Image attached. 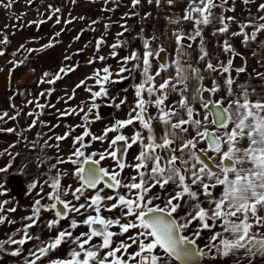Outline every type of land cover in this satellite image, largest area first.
<instances>
[{
    "label": "snow or ice",
    "instance_id": "obj_1",
    "mask_svg": "<svg viewBox=\"0 0 264 264\" xmlns=\"http://www.w3.org/2000/svg\"><path fill=\"white\" fill-rule=\"evenodd\" d=\"M34 2L35 0H28V5H34ZM120 2L121 0H104L105 4L115 3L117 6ZM141 2L142 0H131V8L135 9ZM147 2L160 6L162 0ZM166 2L172 6L176 0ZM252 2L254 0H241L244 5ZM71 3L75 4L76 0H71ZM225 5H233L227 11L235 12L234 0H187L182 16L166 17L169 24L175 25L172 36L175 39L176 57L171 64L161 59L166 52L163 44L155 48L152 46L158 37L146 38L141 35L144 48L142 54L133 50L128 56L119 58L115 73L109 66H104L77 83L65 103L74 99L76 90L81 87L90 93L92 103L88 106L82 102L75 107L68 105L64 110H57L58 118L79 116L81 120L80 124L68 126V130L62 135L54 133L58 124L51 125L39 120L44 114V108L54 106L35 100V107L40 111L27 114L35 117L27 130L40 123L53 133L48 139L57 141L55 147L58 150L60 142L71 138L72 151L67 157H61L58 153L56 163L50 165V171L54 169L55 175H49L43 183L35 180L30 182L29 190L39 189V198L34 200L31 214L21 218L25 221L23 227L0 240V252L8 251L6 246L15 245L9 254L20 257L24 246L32 241L34 245L28 250V255L23 257L22 264H42L45 258L58 251L65 243L74 247L70 248L66 257L49 259L48 264H173L174 261L179 264H200L204 257L210 255L212 259L231 256L235 258V264H241L242 261L251 264L254 257H264V216L259 214L264 209V93L258 94L247 83H238V75L247 72L243 62L246 57H242L229 39H224L221 45L222 52L228 57L226 62L219 58L215 61L207 59L209 53L201 39L200 55L194 63L187 51L193 44L185 43L196 41L202 37L205 27L218 23L219 27L214 29V35L229 34L231 37H240L241 44L245 47L253 42L264 47V40L258 39L264 36V2L257 6V13L260 15L252 16L249 13L243 21L234 15H217L214 9ZM11 6L9 0L6 7ZM48 10L52 15H48L47 19L51 20L56 16V23H61L60 16L56 15L61 13V9L50 4ZM115 10L102 9L108 12ZM132 15L136 13H125L122 19ZM79 19L84 20L85 17L81 16ZM72 22V19L63 21L65 24ZM98 22L93 20L92 24ZM185 22L192 23L191 31L185 30ZM44 23V19L29 22L38 29ZM233 24L237 26L236 31H231ZM104 27L107 32L111 25L105 24ZM120 27L123 31L116 34L117 38L129 30L126 23ZM55 36L59 37L60 32L55 33ZM0 43L8 44L7 36ZM104 43V36L97 39V52ZM126 43L118 39L116 43L109 45L112 49L110 57L117 58L118 52L115 50L126 46ZM52 46L53 41H50L40 51ZM4 54L0 51V56ZM252 54L255 56L256 52L253 51ZM236 57L242 59L239 67L234 65ZM107 58L96 57L101 62ZM64 59L67 61L70 57L65 56ZM154 61H160L155 71ZM200 62H204L203 69L197 66ZM12 63L18 66L15 62ZM88 63L93 64L95 60L90 59ZM77 67L78 65L62 66L51 74L46 71L40 82L55 84L70 72L76 71ZM170 68L175 69L174 74L170 72ZM135 71L140 72L142 79L134 85L136 100L130 106L126 118L116 119L99 135L93 133L92 124L102 119L93 111L99 107L95 102L96 98L110 97L106 85L119 82L111 80L113 75L126 80ZM165 72L169 74L165 76ZM233 72L237 76H233ZM126 73L129 75H124ZM205 73L216 74L211 87L204 83ZM255 75L264 80V72H257ZM221 79L223 85L220 83ZM87 80H94L99 90L94 91L86 83ZM222 87L226 95L214 98ZM52 91L53 89H48L39 96L51 95ZM172 93L179 94L180 99L167 105L165 102ZM28 103L32 104L34 101ZM197 103L199 109L194 106ZM126 104V97L119 98L113 107L119 109ZM149 105L157 109L156 116L148 113ZM19 114L17 112L9 119L16 120ZM6 116L8 113L4 112L0 115V120ZM154 121H159L163 126L162 134L155 131ZM137 123L139 128L131 136L126 135L123 130L129 126L134 127ZM76 129L83 131L80 135L72 136ZM6 131L11 133L15 129L9 128ZM110 133L115 135L109 138ZM37 135L39 137L41 134ZM86 137L89 140L86 141ZM93 142H107L108 147L86 153L85 149L91 147ZM201 144L205 147H200ZM134 145L140 150L133 157L134 162L130 163L127 161V154ZM45 147L52 145L46 140ZM47 159L50 158L45 155L41 162ZM108 159L114 162V167L106 168L102 165ZM66 163L75 166L71 172L78 182L75 188L72 185H62V178L69 173L59 169L58 165ZM125 169H132L135 174L124 177L122 173ZM7 170L3 168L0 172ZM218 186L222 187L219 196L214 193ZM44 187L50 189L46 196ZM156 188L160 191L154 192ZM106 189L111 190L112 194H104ZM89 190L91 195H88ZM4 194L0 191V195ZM69 194L72 200L66 199ZM44 199L50 203H42ZM8 203V200L0 201V224L15 223L3 214L17 211L16 208L6 207ZM117 210L119 215L116 216L103 214ZM42 211L54 213L55 218L47 222V227L49 230H57L55 237H49L46 241L30 231L37 226ZM77 217L82 219L78 220ZM66 219L70 220L69 227L58 228L61 221ZM80 226H86L87 231L75 235L74 230ZM217 227L220 231H215ZM113 228H118V231H113ZM205 230L211 232V235L201 247L199 240ZM17 234L19 238H16ZM117 237L122 239L117 241ZM95 240L99 242L96 243ZM133 247L136 250L129 251Z\"/></svg>",
    "mask_w": 264,
    "mask_h": 264
},
{
    "label": "rangeland",
    "instance_id": "obj_2",
    "mask_svg": "<svg viewBox=\"0 0 264 264\" xmlns=\"http://www.w3.org/2000/svg\"><path fill=\"white\" fill-rule=\"evenodd\" d=\"M88 2L97 4L104 3V0H95V2H92V0H76L75 4H72L71 0H35L32 6L28 5V0H11V7H6L9 0H0V40L4 36H7L9 40L6 45L0 43V51L5 53L0 56V115H3L4 112L8 113V116L0 120V169H8L6 172H0V185H3L4 190L6 188L8 193L7 200L9 203L6 207L17 209L15 212H6L7 218L14 220L15 223H5L0 227L5 239L8 235L15 232L16 229L23 227L25 221L21 218L31 214L33 202L39 198L37 196L39 189L29 190L30 182L35 180L38 183H43L47 172H55L54 169L50 171V165L56 163L58 152L61 155L60 149L58 150L55 147L56 140L48 139L53 135L48 127L37 123L31 130H27L35 118L27 114L40 111L35 107V100L39 99L41 104L54 106L44 108V114L39 117L40 121L49 122L51 125H59V127L55 128L54 133L63 126L68 130V126H75L81 123L79 116L58 118L57 110H64L68 105L75 107L81 105L82 102L88 106L92 103L90 101V93L86 92L83 87L76 90L74 99L65 103L67 97L72 95V91L59 92L61 79L55 84L40 82L44 72L55 73L62 67V61L59 59V55H61V50L58 49L61 42L59 40L63 38L61 30L66 31L69 25L63 23V21L76 19ZM50 4L54 8L59 7L61 9V13L56 14L60 16L61 23H56V16H53L51 20L47 19L48 15H52L48 10V5ZM127 5H131V0H121L119 6L115 4V7H125L126 11H129ZM41 13L44 15L41 16ZM37 19L46 20V23L41 25L39 29L35 24H29L30 21ZM129 23L133 27L131 19ZM57 32H60L59 37L55 36ZM50 41H53V46L40 51ZM21 45H24V47L21 48ZM27 49H32L33 51L29 52ZM64 58L63 56V60H65ZM21 61L23 63H20ZM12 62H15L18 66H14ZM63 63L67 64L66 62ZM66 80V85H70L71 77ZM91 82L95 83L94 80ZM48 89H53L51 95L39 96L41 92H45ZM103 99L104 97L96 98L95 102L99 107L93 110L102 119L111 116L113 112V106L104 103L105 100ZM29 101H34V103L29 104ZM17 112L20 114L16 120L9 119V117L15 116ZM9 128L15 129V131L11 133L6 131ZM78 130L79 134L83 131V129ZM78 130L74 131L75 134L78 133ZM38 133L41 134L39 137ZM46 140L52 147H45ZM96 145L97 142H93L91 145L93 147H89L87 150L91 151ZM69 149L71 151V146ZM45 155L50 159L42 163L41 158ZM61 167L62 165L59 164L58 168L60 169ZM2 189L0 188V191ZM48 214V211H42L37 226L30 230L34 235L41 237L43 233L49 234L51 232L47 227V222L50 220L47 217ZM42 224L44 227H42L40 232ZM215 231H220L219 227ZM210 235L211 232L208 230L202 233L201 238L204 240V244L208 242ZM16 238H19V234H17ZM41 239L46 241L49 238L44 239L41 237ZM33 245L34 242H28L24 246L21 257L10 255L11 261L22 264L23 257L28 255V250ZM9 247L15 248L16 246L11 245ZM207 257L211 258V255ZM217 258L220 257L218 256ZM217 258L213 260H217ZM49 259H55V257L50 254L48 258L42 261V264H48ZM2 260H4V257L0 259V262Z\"/></svg>",
    "mask_w": 264,
    "mask_h": 264
},
{
    "label": "crops",
    "instance_id": "obj_3",
    "mask_svg": "<svg viewBox=\"0 0 264 264\" xmlns=\"http://www.w3.org/2000/svg\"><path fill=\"white\" fill-rule=\"evenodd\" d=\"M264 2V0H254V2L250 3L249 5H244L241 3V0H234V7L235 12H229L227 11V8L229 6L233 5H225L223 8H216L214 11L219 15L220 13H224L225 15H234L238 20H245L249 13H251L252 16L260 15V13H257V6L259 3ZM84 9H82L79 13V16L73 20L72 23H70L65 30L62 31V39L59 43L58 49L61 50V55H59V59L62 61V66L66 67H73L78 65L76 71L70 72L68 75L64 76L60 81L59 86V92L65 93V92H71L74 86L79 83L81 80H85L86 77H89L93 74L95 70H100L104 66H109L110 69L115 73L118 66H119V58L128 56L133 50H138L141 54L144 51L143 48V40L140 38L141 35H143L146 38H151L153 36L158 37V40L153 41L152 46L158 47L161 44L165 46L166 48V54H167V63L171 64V61L176 57L175 53V39L172 36V31L175 28V25H171L168 23V20L166 17H178L183 15V11L185 7L187 6V0H176V3L172 6H169L166 2V0H162V3L160 6H157L155 3L149 4L147 0H142L141 4L137 6L135 9L131 8V5H127L129 7V11H126L125 7H115V4L109 3H97V4H91L90 2L86 3ZM113 6V7H112ZM115 7V8H114ZM105 8H114L116 9L114 12H108V11H102V9ZM135 12L136 15H132L131 17L124 18L125 13L128 12ZM85 17L84 20H80L79 17ZM132 20L133 27L130 26L129 20ZM93 20H98L99 22L96 24H92ZM128 27V31L124 33V35L120 38H117L116 34L118 32H122L123 29L120 27L121 24H125ZM105 24H110L111 27L108 29L107 32H105ZM183 27L186 31L192 30V23L191 22H185L183 24ZM216 27H219V24H210L207 27L204 28V31L202 33V37L197 38L196 41H185V43H192L193 46L190 49H187V51L190 54L191 60L195 63L200 55V41L203 40L204 47L206 51L209 53V57L207 59H212L215 61L216 58H219L220 60H223L226 62L227 56L222 52L221 45L224 41V39H229L230 42L234 45V47L242 54V57H246L244 60L245 65L247 67V72L243 74L238 75V83L244 84L247 83L251 86V88H254L258 94L264 93V80L259 79L255 73L257 72H264V64H262V60H264V47H261L258 42H253L250 46L245 47L241 44V38L240 37H231L229 34H213L214 29ZM143 30V32H141ZM237 26L233 24L231 26V31H236ZM79 36V39H76V37ZM101 36H104L105 43L101 46L99 52L96 51V41ZM126 41V46L116 49L115 51L118 52L117 58H111L110 57V51L112 49L109 48V45H112L117 42V40ZM259 40H264V36H260L258 38ZM82 50V51H78ZM253 51L256 52V55L253 56ZM63 56L70 57V60H63ZM72 56V57H71ZM97 56H105L108 57L105 61L101 62L98 59H96ZM92 59L95 60V63L89 64L88 61ZM63 62H66L67 64H64ZM135 63V62H133ZM159 66L158 61H154V67L153 71ZM201 69L204 68V62H200L198 65ZM175 69L170 68V72L174 74ZM169 73L165 72L164 75L167 76ZM124 75H129L128 73ZM130 79L126 80H120L119 76L113 75L111 77L112 81H119L107 84L108 92L110 93L111 98H117L116 100L111 99L109 96H104L105 102L107 104H110L113 106L114 103L118 102L119 98H125L127 99V104L122 106L121 108L117 109L115 107L112 108V115L104 118L102 120L96 121L91 126V131L97 135H99L103 129L106 126H109L110 124L114 123L116 119H125L126 114L129 112L130 106L134 105V102L136 100L135 94H134V85L138 83L142 77L140 75L139 71L132 72ZM233 76H237V73L233 72ZM206 79L204 83L211 87V81L216 76V74L213 73H205ZM71 77V84L66 85L67 80ZM159 81V78H157ZM92 80H87L86 82L88 85L95 91L99 90V86L95 83L93 84L91 82ZM221 85H223V80H220ZM72 85V87H70ZM89 93V92H88ZM226 95V91L223 89L221 92L217 93L216 97L219 98L220 96ZM145 96L147 94L145 93ZM169 99L172 102L178 101L180 99L179 94L172 93L169 95ZM197 109H199V104L194 105ZM202 112L203 110L200 109ZM155 125V131L158 134H162L163 126L159 123V121L154 122ZM139 128V124L137 123L134 127L129 126L123 131L126 135L131 136L132 133ZM67 129L64 128V126L61 129H58L55 135H62ZM78 130V129H77ZM82 130V129H81ZM80 135L79 130L78 133L75 134V132L72 133V136ZM113 136V133L109 134V138ZM52 142V141H51ZM57 143V141H56ZM72 145V139H66L62 142H60V151H61V157H67L70 153L69 147ZM93 147V146H91ZM108 144L105 142L104 144H101L97 142V145L92 148L90 152L103 150L104 148H107ZM200 147H203V144L200 145ZM139 147L137 145H134L127 154V161L128 162H134L133 157L138 154ZM86 153L89 151L85 149ZM59 153V152H58ZM62 167L61 170L67 171L69 174L66 177L62 178V185L64 187H67L68 185H72L73 188L78 186V182L74 179V177L71 175L72 170L74 169V165L71 164H61ZM102 165L106 168H112L114 167V162L111 159L105 160L102 162ZM135 173L132 171V169H125V171L122 173L124 177H130L134 175ZM49 175H55V172H47L46 178ZM45 178V179H46ZM44 179V180H45ZM44 182V181H43ZM102 186V185H101ZM50 191L48 187H44V194H46ZM222 191V187L218 186L214 193L215 195L219 196V194ZM92 192L89 190L88 195H91ZM104 194H112L111 190L106 189ZM68 200H72L71 194L66 197ZM83 202V200L81 201ZM42 203H50L47 199H44ZM48 218L54 219V213L51 211H48ZM105 216H116L119 215V211H114L113 213H103ZM261 216H264V209L260 210L259 213ZM181 215H183V212H181ZM78 220L82 219V217H77ZM70 220H63L61 221L58 228L64 229L69 227ZM43 224L41 225L40 232L42 230ZM113 231H118V228H113ZM56 229H52L49 234H42V238L47 239L49 237H55L56 235ZM87 227L86 226H80L76 230H74L75 235H79L81 232H86ZM254 231H258L257 229H254ZM190 234V233H189ZM4 233L0 231V240H3ZM117 241L119 239H122L121 237L116 238ZM94 242L98 243V240H95ZM199 245L203 247L204 240L201 238L199 240ZM74 247L71 244L65 243L63 244L58 251L51 253L52 257L60 258V257H66L67 253L69 252L70 248ZM8 248V251L0 252V259L4 257V260L0 262V264H21L19 262L13 263L11 261L10 257V250L13 249L12 247H6ZM136 249L133 247L129 251H135ZM21 257V256H20ZM173 264H179L178 261H174ZM200 264H235V258L234 257H220L217 258V260H211V258L206 257L205 259H202L200 261ZM241 264H248L247 261H242ZM251 264H264V257H254L251 261Z\"/></svg>",
    "mask_w": 264,
    "mask_h": 264
},
{
    "label": "flooded vegetation",
    "instance_id": "obj_4",
    "mask_svg": "<svg viewBox=\"0 0 264 264\" xmlns=\"http://www.w3.org/2000/svg\"><path fill=\"white\" fill-rule=\"evenodd\" d=\"M167 105H172V102L170 101V99L168 98V100L165 102ZM148 113L149 114H151L152 116H156L157 115V109L154 107V106H151V105H149L148 106ZM155 122V121H154ZM153 122V123H154ZM113 135H115L114 133H113ZM85 140L87 141V140H89V138H85ZM203 147H205V145L203 144ZM71 151H72V145H71ZM70 151V152H71ZM2 191L5 193L4 195H0V201H3V200H7L8 199V193L6 192V188H5V190H4V187H3V189H2ZM160 191V189L159 188H156V189H154V192H159ZM7 206V205H6ZM6 217H7V214H6V212L5 213H3ZM5 224V223H4ZM4 224H0V227H2Z\"/></svg>",
    "mask_w": 264,
    "mask_h": 264
},
{
    "label": "water",
    "instance_id": "obj_5",
    "mask_svg": "<svg viewBox=\"0 0 264 264\" xmlns=\"http://www.w3.org/2000/svg\"><path fill=\"white\" fill-rule=\"evenodd\" d=\"M161 59L164 60L165 62H167V54H166V52L162 54ZM158 62L160 63V61H158ZM243 62H244V61H243ZM241 63H242V59H241V57H236V58L234 59V65H235L236 67L241 66ZM244 64H245V62H244ZM205 95H207V94H205ZM58 207H59V206H58Z\"/></svg>",
    "mask_w": 264,
    "mask_h": 264
}]
</instances>
